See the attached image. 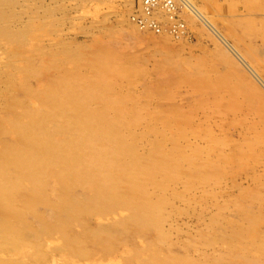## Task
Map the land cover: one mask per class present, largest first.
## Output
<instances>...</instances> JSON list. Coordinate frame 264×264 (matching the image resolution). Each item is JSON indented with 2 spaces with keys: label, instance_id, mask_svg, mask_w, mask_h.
<instances>
[{
  "label": "rangeland",
  "instance_id": "rangeland-1",
  "mask_svg": "<svg viewBox=\"0 0 264 264\" xmlns=\"http://www.w3.org/2000/svg\"><path fill=\"white\" fill-rule=\"evenodd\" d=\"M138 1H7V20L14 23L16 11L27 28L18 43L0 36V57L18 62L24 54L27 67L12 91L0 84V105H24L39 123L40 103L64 98L65 134L89 145L100 136V161L122 165L109 176L115 193L84 181L71 185L68 198L84 211L99 191L107 204L125 195L135 205L115 207L112 217L91 209L69 230L83 249L73 251L63 234L48 231L70 209L47 176L31 209L6 210L16 230L0 236V264H264V72L243 58L247 45L264 46V0H188L212 28L185 7L190 36L182 39L131 23ZM50 88L61 96L45 94ZM88 118L96 126L89 137L80 130ZM45 130L56 139L62 131ZM18 131L0 128V141L20 149ZM142 212L159 223L141 227ZM120 219L125 239L101 242L109 235L99 230L118 229Z\"/></svg>",
  "mask_w": 264,
  "mask_h": 264
},
{
  "label": "bare ground",
  "instance_id": "bare-ground-1",
  "mask_svg": "<svg viewBox=\"0 0 264 264\" xmlns=\"http://www.w3.org/2000/svg\"><path fill=\"white\" fill-rule=\"evenodd\" d=\"M7 1L8 0H0V36L6 38L7 42H11V44H14L16 40H19L20 34L27 28L26 25L22 27L21 25H19L21 22L25 23L26 19L24 20L23 14L19 15L21 17L20 20L16 19L17 15L14 14L16 12L14 11L12 14L14 16V18L12 17V22L14 23H10L9 20H7L10 19V15H5L6 4L8 3ZM185 1L187 2V8L193 11V13L197 15L200 20H202L204 23L208 24L210 28H212L206 21L205 16L200 12V10H198L190 1ZM23 4H26L25 1L23 2ZM16 21H19V24H17ZM17 25L19 26V32L15 31ZM16 42L18 43V41ZM256 46L258 45L256 44ZM256 46H251L249 44L244 47V57L237 51L236 52L238 54H236L238 57L241 56V59L243 57L246 61H248L249 64L251 63L253 65H256L264 72V56L262 54L263 52H261L260 49L262 47L264 49V46ZM7 56H10V53H8L7 55L4 54L3 57H0V70L6 71L5 74H2L3 77L0 76V84L4 82V85L7 87L8 91H12L18 86V76L25 77V74L21 73V71L24 72V69L27 67V60L26 58H24V54L23 56L20 55L21 58H19L18 62H10L9 60H7V58H9ZM29 58L31 59L32 57ZM20 60H23V64L19 62ZM47 86L49 87V85ZM53 88L48 89L49 91H45V94L49 92L47 93V95L49 94L58 96L59 93H57V91ZM6 98L9 99V96L7 95ZM71 98L74 99L73 96ZM40 105L42 107H40V109H44L46 113L36 116L41 119L39 123L35 122L32 119L35 117H33L32 115L29 116L27 112H24V105L18 103L10 104V102H3L0 105L1 109L6 108L9 110V112H7L6 110L4 111L5 118L0 123V128L9 126L10 129H18L19 131L17 132L14 139L16 143L20 144L21 146L20 149H16L15 146H13L10 142L0 141V210L3 212L1 216L2 220L0 218V221H2L4 225H6L4 226V228L1 227L0 236L5 235L4 237H6V233H9V230H16L15 226L10 223L11 221L9 216L7 215V211H16L18 208L22 211V208L20 209V207L31 209L34 205V197L43 194L46 190V177L51 176L55 177L57 183L56 186L61 192L62 204L64 207L70 209V213L66 217L67 219L65 218L63 220H60L55 224V226L49 227V230L48 228L47 230L50 231L51 229L63 234L68 248H73V251L82 252L83 249L79 247V237H75L69 233L72 225H74L76 222H79L81 218L83 220V217L92 215L93 213L89 212H91V209L93 208H96L95 211L97 213H104L105 215H110L109 217H112L111 214H114L113 209L115 207L116 209H118L117 206L123 207L124 205L125 207L131 208L135 205V203L133 202L132 198L122 195L120 197V203L116 200H112L109 201V204H107V202H105L108 199L106 198L107 195H103L105 193H99L100 191L96 192V195L98 196L93 202L92 200H89L87 202V204H89L88 206H90V209L88 211H84L85 207L79 208L78 204L80 205V203L75 202V200L70 201V199L68 198V194L70 192L68 191L71 188V185L81 184L84 181L91 182L94 188L105 186L111 187L113 192L115 193L118 186L116 187V185L111 184L112 182L109 180V176L110 174L116 176L114 173L118 172V168L122 167V165L118 164L117 166L111 168L100 161L105 157L104 153L101 152L103 147H105V142L100 138V136L93 139V143L89 145L84 139L82 142H80V135L72 136V134L70 133L65 134V126L71 123V119L68 120L67 118H65L67 114L59 111V109H62L61 107L70 105L67 101L65 102L64 98L58 100L57 103L47 101L42 102V104L40 103ZM62 115L64 117H60ZM73 120L77 122L78 117H73ZM81 122L83 127L81 126L80 130L84 132L82 136L85 134L87 137H89L90 131H92V129L96 127L93 119L88 118L87 120ZM47 124H56L57 132L62 130L59 132L61 133V135H58V139H56L57 135L53 136V134H50L49 131L46 132L45 129L47 127ZM86 140H88V138ZM90 140L92 141V139ZM79 146L81 147V149L78 150ZM85 158L87 159L84 160ZM21 186H25V192L23 191L24 194L17 197L14 194H17V191H20V189L22 190ZM17 203L20 204V207ZM144 204L146 206L145 202ZM14 213L16 216L20 217L16 214V212ZM109 217H107V219H109ZM151 218L152 217L150 213L142 212L138 218V222L140 223L141 227H145L150 226L152 221H154L155 224L159 223L160 221V218L158 216L155 219ZM121 220L122 219L115 222ZM119 224L117 225H119L120 227L116 230L115 228H112V225L108 227V230H105L104 228L99 230L104 231L105 233L107 231L109 235L108 238H101V240H103L101 242L123 241L125 238L122 237L123 234L121 231V225H123L124 222L121 221V223ZM7 236L9 235L7 234Z\"/></svg>",
  "mask_w": 264,
  "mask_h": 264
},
{
  "label": "built area",
  "instance_id": "built-area-1",
  "mask_svg": "<svg viewBox=\"0 0 264 264\" xmlns=\"http://www.w3.org/2000/svg\"><path fill=\"white\" fill-rule=\"evenodd\" d=\"M187 7L185 0H139L129 14V19L140 30L167 35L174 39L190 36L181 17Z\"/></svg>",
  "mask_w": 264,
  "mask_h": 264
}]
</instances>
